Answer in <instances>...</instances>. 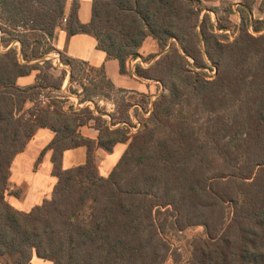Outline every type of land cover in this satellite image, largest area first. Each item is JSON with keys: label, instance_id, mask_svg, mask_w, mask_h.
Listing matches in <instances>:
<instances>
[{"label": "trees", "instance_id": "trees-1", "mask_svg": "<svg viewBox=\"0 0 264 264\" xmlns=\"http://www.w3.org/2000/svg\"><path fill=\"white\" fill-rule=\"evenodd\" d=\"M68 2L0 0L6 49L0 50V258L10 264H30L35 256L52 264H165L173 256L179 262L167 232L202 227L186 264H264V19L252 24L255 0L238 6L246 28L233 41L218 32L230 28L229 20L211 9L215 25L202 0H94L89 24L79 20V2L67 10ZM234 11L231 4L225 10L228 16ZM63 23L70 35H93L123 73L147 37L158 43L159 59L135 69L162 86L153 101L140 94L149 107L141 123H132L131 103L116 100L119 117L110 121L97 105H41L44 90L60 92L67 77L66 70L55 77L58 63L48 59ZM16 41L20 45L12 46ZM65 58L70 83L82 88L80 103L129 92L117 89L104 68ZM34 71L35 84L18 85ZM91 124L99 132L95 140L80 131ZM41 128L55 133L39 162L52 151L57 181L50 198L22 212L8 201L11 167ZM119 143L128 145L125 152L109 176H101L96 150L112 153ZM79 147L86 148L85 163L65 170V152Z\"/></svg>", "mask_w": 264, "mask_h": 264}, {"label": "crops", "instance_id": "crops-1", "mask_svg": "<svg viewBox=\"0 0 264 264\" xmlns=\"http://www.w3.org/2000/svg\"><path fill=\"white\" fill-rule=\"evenodd\" d=\"M74 0H69L67 10ZM79 2V20L82 24H89L93 16L94 0H77ZM204 3L214 1V6H218L219 0H202ZM54 53L48 56V59H53L54 62L59 61L57 55L64 53L68 58L77 59L89 64L93 68H104L107 77L115 85L117 89H123L132 93L145 94L151 97L153 101L157 96L156 93L162 90L159 83L153 80L141 78L135 73L137 66L148 68L162 54L158 43L152 38L147 37L142 47L139 50V56L129 58L126 63V72H121L120 63L118 60L111 58L97 47V40L91 34H76L70 35L65 27V24L59 25L55 30V35L51 41ZM148 56H154L152 60H145ZM59 70V69H53ZM66 70L67 77L63 84V94L65 98L72 102L75 107L89 106L94 109L98 101H88L80 103V98L69 96L66 85L70 83L71 69ZM38 71H34L31 75L18 79V85L24 87L36 83ZM62 90V89H61ZM102 104L103 100H100ZM109 106L114 107L113 104ZM26 107H31V103H27ZM114 109H111L113 111ZM83 136L91 139H97L99 132L91 125L81 127ZM55 133L48 128L39 129L33 139L28 143L26 149L17 155L11 167L10 178V193L8 195L9 203L17 210L29 212L34 207L41 205L45 199L51 197L53 188L56 184V178L53 176V163L51 161L52 151L46 152L41 161L39 158L42 151L52 141ZM127 144L119 143L115 146L112 153H107L103 149L96 150V162L99 173L103 177H108L116 166L123 153L127 148ZM86 148L79 147L73 150L66 151L63 158V168L65 170L76 166L83 165L86 161ZM19 190L20 195L11 194L13 190ZM30 264H52L50 261L42 260L36 256Z\"/></svg>", "mask_w": 264, "mask_h": 264}, {"label": "rangeland", "instance_id": "rangeland-1", "mask_svg": "<svg viewBox=\"0 0 264 264\" xmlns=\"http://www.w3.org/2000/svg\"><path fill=\"white\" fill-rule=\"evenodd\" d=\"M242 1L243 0H223V1L219 0V3L217 4L218 6H214V1H212L210 3H204L202 1L203 6L206 8L204 10V12H209L211 14L212 21L215 25H217L218 17H220L221 19L229 20L228 26L230 28L225 30V31H218V32L227 34L230 37V41L235 40L236 37L242 32V30H245V28H246L244 23H243L242 16L239 13V11L237 10L238 6L242 3ZM230 4L233 6V9L235 11L233 14L228 16V14L225 12V10L227 9V6H229ZM215 8L218 9V14H219L218 17L214 12H211V9H215ZM263 19H264V0H255V2L253 4L252 24L254 21L263 20ZM252 24L249 26V31L252 34H256L253 31ZM20 30H22V29H20ZM263 33H264V30L261 32V34H263ZM257 35H259V34H257ZM17 42L18 41H16L15 43H17ZM19 45H20V43H19ZM14 46H17V45H14ZM57 57L59 58L60 61L62 60L61 63L65 66L66 55L64 53H61V54L57 55ZM151 57L152 56H148V58H146L145 60H147V59L152 60ZM157 60H155V61H157ZM211 66L213 67V69H215L214 65L211 64ZM55 69H59V70H52L51 72L53 73V75L55 77H60L61 76L60 69H64V68L57 66V67H55ZM67 69H71V67L68 66ZM79 69H83V68H79ZM85 69H86L85 73H87L86 75H90L89 78L95 77V72L87 70V69H90L87 67ZM209 73L211 76H214L216 71L213 70V71H210ZM82 78H83V76H80V75L77 76V73H76V76H75L76 80H78L80 82L81 81L85 82L84 79H82ZM64 83H65V81H64ZM160 86L161 85L159 83V87ZM66 89H67V93L69 94V96H73L74 98H76V96L78 94L80 95V93H82V88H81L80 84L76 81H74L71 84V86H69V82H68L66 85ZM161 92H162V90H160V92H157L156 96L159 95ZM43 94L49 100V103L50 102L55 103L56 101H64L65 107L71 105V103H72V102H69L65 98V96L63 94V88L60 92L57 90H54L52 88H47L46 90H44ZM143 95H145V94H143ZM147 96H149V95H146V97ZM100 100H103L104 103L102 104L101 102H99ZM112 100H116L119 105H121V103H123V104L124 103H131L132 106L129 109V115H130V119H131L132 123H134V124L141 123L146 117L149 116V114L146 112V109L149 108L148 107V100L144 96L137 94V93H129V92L128 93H122V94L121 93H113L111 99H105L102 97L95 99V101H98V103H99V104H97L99 111H101L103 113L104 119H106L108 121L111 120L110 115H112V114H115L116 117H119V115L117 114L118 107L115 106V104ZM109 104H113L114 107L109 106ZM111 109H114V110L111 111ZM95 115H99V113L96 112ZM93 123L94 122H92V124ZM137 130L138 129H134V132ZM13 191H16V190L14 189ZM203 234H204V230L202 227H192V228L186 229V230L181 231V232H178V231L177 232L176 231L167 232V238L170 241V243L172 244V250L174 251V254L178 253L180 255V261L176 262L174 260L173 256H171V257H169L168 261L165 264H186L191 257L192 247H193L192 246L193 239L197 236H202ZM9 262H10V260L6 257L0 258V264H8Z\"/></svg>", "mask_w": 264, "mask_h": 264}, {"label": "built area", "instance_id": "built-area-1", "mask_svg": "<svg viewBox=\"0 0 264 264\" xmlns=\"http://www.w3.org/2000/svg\"><path fill=\"white\" fill-rule=\"evenodd\" d=\"M1 35L2 33L0 32V50L4 51L6 50L2 45H1ZM17 45V47L19 46V43H14L12 46ZM8 49V48H7ZM58 66H60L61 68L67 69L68 66H64L61 61H58ZM40 103L42 106H48L51 104V102L49 103V100L44 96V94L42 93L40 96Z\"/></svg>", "mask_w": 264, "mask_h": 264}]
</instances>
